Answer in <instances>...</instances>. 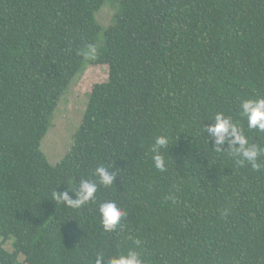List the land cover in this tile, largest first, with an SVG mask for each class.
Listing matches in <instances>:
<instances>
[{"label":"trees","instance_id":"16d2710c","mask_svg":"<svg viewBox=\"0 0 264 264\" xmlns=\"http://www.w3.org/2000/svg\"><path fill=\"white\" fill-rule=\"evenodd\" d=\"M106 2L0 0V264H94L130 249L144 264H264V168L239 165L227 143L215 151L204 131L223 113L264 147L239 107L264 97V0H120L104 29ZM95 67L108 80L92 88L53 166L43 139L62 97ZM157 136L169 140L164 172L151 159ZM99 165L117 176L98 185L96 203L53 200L97 180ZM106 201L126 212L112 233L98 211Z\"/></svg>","mask_w":264,"mask_h":264},{"label":"clouds","instance_id":"9594fccd","mask_svg":"<svg viewBox=\"0 0 264 264\" xmlns=\"http://www.w3.org/2000/svg\"><path fill=\"white\" fill-rule=\"evenodd\" d=\"M84 54L95 56L96 48L89 45ZM239 107L240 115L247 120L248 129L264 132V97L243 100ZM204 131L208 133L209 137H214L215 151L225 153L223 145L227 143V153L235 158L239 165H251L254 171H260L264 168V163H261V157L264 156V147L249 143L243 128L234 122L232 117L217 113L214 116V121L208 126H204ZM168 144L167 137L157 136L151 145V159L154 167L160 172L166 171V160L162 155V150ZM95 176L97 180L81 178L78 187L74 191H54L52 193L53 200L73 209H80L90 203H96L98 185L105 188L112 186L117 174L115 171H110L107 167L99 165L95 169ZM69 192H73L75 198H72ZM98 211L103 230L106 233H112L120 227L126 216V212L116 201L100 203ZM134 243L137 248L141 247V241L135 240ZM94 264H144V261L139 251L130 249L126 254L121 253L118 256L107 258L103 253H98Z\"/></svg>","mask_w":264,"mask_h":264},{"label":"rangeland","instance_id":"374dc122","mask_svg":"<svg viewBox=\"0 0 264 264\" xmlns=\"http://www.w3.org/2000/svg\"><path fill=\"white\" fill-rule=\"evenodd\" d=\"M121 10L120 0H107L104 7L97 14L98 23L108 28L113 17ZM103 43V34L97 40L95 48ZM109 72L106 67H95L89 69L73 84V86L62 97L48 134L43 139L41 150L49 162L55 166L61 162L71 150L74 137L80 128L84 113L88 104V95L96 84L105 83L108 80ZM3 240L0 237V243ZM13 241L5 244V249L12 251ZM23 261V257L19 262Z\"/></svg>","mask_w":264,"mask_h":264}]
</instances>
